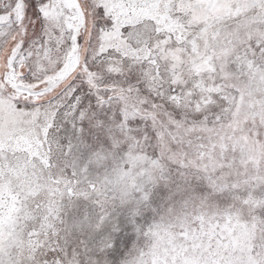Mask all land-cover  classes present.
<instances>
[{"label": "snow or ice", "instance_id": "snow-or-ice-1", "mask_svg": "<svg viewBox=\"0 0 264 264\" xmlns=\"http://www.w3.org/2000/svg\"><path fill=\"white\" fill-rule=\"evenodd\" d=\"M0 264H264V0H0Z\"/></svg>", "mask_w": 264, "mask_h": 264}]
</instances>
